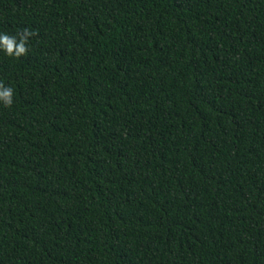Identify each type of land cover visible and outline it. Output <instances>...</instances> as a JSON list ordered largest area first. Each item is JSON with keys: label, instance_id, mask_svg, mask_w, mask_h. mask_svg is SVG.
Here are the masks:
<instances>
[{"label": "trees", "instance_id": "obj_1", "mask_svg": "<svg viewBox=\"0 0 264 264\" xmlns=\"http://www.w3.org/2000/svg\"><path fill=\"white\" fill-rule=\"evenodd\" d=\"M0 264H264V0H0Z\"/></svg>", "mask_w": 264, "mask_h": 264}, {"label": "clouds", "instance_id": "obj_2", "mask_svg": "<svg viewBox=\"0 0 264 264\" xmlns=\"http://www.w3.org/2000/svg\"><path fill=\"white\" fill-rule=\"evenodd\" d=\"M34 34V32H29L27 29L16 35L0 32V52L9 57L23 56L28 51V38ZM13 94L12 87L0 84V103L11 106L13 104Z\"/></svg>", "mask_w": 264, "mask_h": 264}]
</instances>
